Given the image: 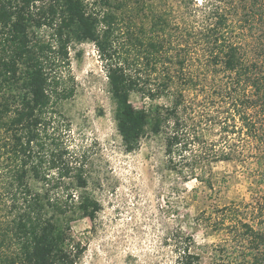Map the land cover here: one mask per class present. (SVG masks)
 <instances>
[{
  "label": "trees",
  "instance_id": "1",
  "mask_svg": "<svg viewBox=\"0 0 264 264\" xmlns=\"http://www.w3.org/2000/svg\"><path fill=\"white\" fill-rule=\"evenodd\" d=\"M163 2L0 0V264H76L82 254L67 202L49 194L63 185L72 199L68 186L87 185L53 135L61 95L50 72L71 43L96 47L126 152L159 136L167 170L210 191V166L247 154L264 182V42L249 53L234 26L239 13L244 24L264 23V0H181L175 21ZM43 27L49 40H34ZM134 93L168 105L136 109ZM249 207V216L224 207L214 220L231 237L226 264H264V199ZM77 209L92 220L99 208L80 197ZM191 244L175 232V264H201Z\"/></svg>",
  "mask_w": 264,
  "mask_h": 264
},
{
  "label": "rangeland",
  "instance_id": "2",
  "mask_svg": "<svg viewBox=\"0 0 264 264\" xmlns=\"http://www.w3.org/2000/svg\"><path fill=\"white\" fill-rule=\"evenodd\" d=\"M180 2L161 4L174 13V21L177 11L184 10ZM241 18L240 13L234 18L236 34L250 53L264 42V23L257 19L253 25L244 24ZM50 33L43 27L32 38L48 41ZM50 73L61 95L52 109L53 135L68 151L70 165L82 168L87 181L83 190L68 186L72 199L66 198L63 185L49 192L53 199L67 202L72 243L82 250L76 264H175L178 230L191 237V251L201 264H226L231 237L212 226L222 218L224 207L235 206L249 216V206L264 199V182L256 178L252 159L245 154L212 164L207 172L213 191L197 180H184L167 170L161 137L148 135L137 150H124L104 63L92 43L69 44L67 62ZM130 101L140 110L168 105L165 98L149 100L137 93ZM80 197L97 203L92 220L77 209Z\"/></svg>",
  "mask_w": 264,
  "mask_h": 264
}]
</instances>
